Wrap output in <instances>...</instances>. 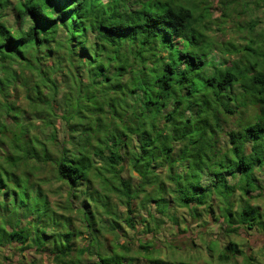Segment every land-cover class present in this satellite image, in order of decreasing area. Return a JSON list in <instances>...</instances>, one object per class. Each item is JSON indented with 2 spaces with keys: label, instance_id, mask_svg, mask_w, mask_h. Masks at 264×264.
I'll list each match as a JSON object with an SVG mask.
<instances>
[{
  "label": "trees",
  "instance_id": "16d2710c",
  "mask_svg": "<svg viewBox=\"0 0 264 264\" xmlns=\"http://www.w3.org/2000/svg\"><path fill=\"white\" fill-rule=\"evenodd\" d=\"M237 1L214 18L201 1L0 0V264H165L210 218L227 241L203 264H257L230 238L264 232V30L212 37Z\"/></svg>",
  "mask_w": 264,
  "mask_h": 264
},
{
  "label": "rangeland",
  "instance_id": "374dc122",
  "mask_svg": "<svg viewBox=\"0 0 264 264\" xmlns=\"http://www.w3.org/2000/svg\"><path fill=\"white\" fill-rule=\"evenodd\" d=\"M182 2H187L188 0H180ZM189 1H196V2H203L204 0H189ZM218 0H209L208 4L209 5V10L212 15V17H218L220 12H219V5L217 3ZM257 0H238V4L235 5V3L232 5V9L230 12V17L228 19V25L221 27V30L216 31L212 33L213 41L216 44H221L222 43H227V42H233L236 44H245L247 42V30L246 26H248L251 22L257 21V25L255 26V31L254 34H257L260 31L264 30V1L259 2ZM205 2V1H204ZM203 2L202 7H199L198 10L195 11V13H198V11H202L206 13L205 7L207 6ZM211 6V7H210ZM7 17H3V19H6ZM12 20H10L11 22ZM214 27V26H213ZM215 29V28H214ZM212 58H209L213 61H218L217 63L224 62L221 55L216 52V50H213L211 52ZM238 56L233 55L229 56L228 59L230 61H233L237 58ZM225 63V62H224ZM216 65V64H215ZM59 128L61 126L59 125ZM60 135V134H59ZM61 136V135H60ZM130 173L125 170L123 172L124 176H127V174ZM261 183L263 184L264 187V172L257 171L256 172ZM252 204L256 207H259L260 209L264 210V199L259 198L255 201L252 202ZM178 216L183 217H188L184 210L178 209L176 211ZM206 219V218H205ZM176 232V231H175ZM221 226L220 223H214L212 221V218L208 220L207 225L203 226H197L194 224L193 226L188 229L187 232H180V230H177V232L172 235L176 236L179 240L182 242H187L190 246H192L193 250L189 251H198L201 250L203 252L206 251L207 244L210 241H217L219 245H225L226 244V239L222 236L221 234ZM171 238L172 236L169 234V231L165 233V237ZM164 237V236H163ZM232 241L236 242L241 249L245 252V254H249L252 258H254L255 263L257 264H264V232H256V231H245L240 233V235H234L232 238H230ZM177 243V244H176ZM194 244L193 245H191ZM180 241H175L173 245H179ZM186 246L180 251L179 253H186L187 252ZM18 252H15L13 255L9 256L10 259H13L14 264H19L22 260L19 259L20 255L17 254ZM24 255H28V252H25ZM30 257L34 258H39L40 259V264H53L51 260L37 254V253H32L29 254ZM234 264H242L243 257H236L234 260ZM7 264V262H6Z\"/></svg>",
  "mask_w": 264,
  "mask_h": 264
},
{
  "label": "crops",
  "instance_id": "0c3cea01",
  "mask_svg": "<svg viewBox=\"0 0 264 264\" xmlns=\"http://www.w3.org/2000/svg\"><path fill=\"white\" fill-rule=\"evenodd\" d=\"M165 238L168 239V236ZM121 242H123V240H120V243ZM165 244L167 245V243H165ZM187 247L190 250H193L192 246L189 245ZM188 248H187L186 253H184V252L179 253L178 251H180V249L178 251L174 249V252L171 251L170 248L162 249V250H160V252L158 254L155 253L153 255V258L161 259V261H163L165 264H181L182 262L186 263V264H203V262L205 260L211 259L209 257L208 252L205 253L201 250L189 251ZM131 253H132L133 261L132 262H124V264H152L149 260H146L143 255L141 256L138 254H133L134 253L133 251H131ZM131 253H129V254H131ZM4 254L8 255V253H6V252H4ZM17 254L21 255L20 253H17ZM29 254H32V252H28V255H26V256H30ZM8 257H9V255H8ZM31 258L35 259L37 264H40L39 258H37V259L34 257H31Z\"/></svg>",
  "mask_w": 264,
  "mask_h": 264
}]
</instances>
